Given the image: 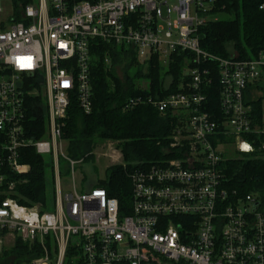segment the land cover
<instances>
[{
    "label": "built area",
    "instance_id": "1",
    "mask_svg": "<svg viewBox=\"0 0 264 264\" xmlns=\"http://www.w3.org/2000/svg\"><path fill=\"white\" fill-rule=\"evenodd\" d=\"M8 1V15L0 1V262L25 248L40 254L19 264H264V200L229 191L221 174L223 146L238 155L264 150V142L254 145L264 136V115L254 125L245 101L264 78V52L225 60L201 49L199 29L218 20L217 0ZM96 43L132 49L140 63L157 57L165 67L174 53L188 56L179 93L125 105L151 103L176 126L170 156L128 175L131 207L122 216L103 189L77 193L60 183L59 158L72 172L83 161L65 153L63 131L72 101L84 115L92 112ZM211 87L218 89L215 111ZM36 111L38 130L29 127ZM28 149L47 168L51 213L45 200L20 206L14 199L31 171L22 162ZM108 149L118 154L112 160L121 158Z\"/></svg>",
    "mask_w": 264,
    "mask_h": 264
},
{
    "label": "trees",
    "instance_id": "2",
    "mask_svg": "<svg viewBox=\"0 0 264 264\" xmlns=\"http://www.w3.org/2000/svg\"><path fill=\"white\" fill-rule=\"evenodd\" d=\"M215 11L218 20L199 29L201 49L214 58L225 60L234 55L237 60L252 59L259 52H264V0H217ZM90 56L92 112L84 115L77 102L72 101L63 137L67 141V155L73 161L92 158L97 142L111 141L116 145L122 163L110 166L107 169V181L99 182L95 187L103 189L109 197L117 200L122 216L128 214L131 207L132 191L128 175L136 167H149L170 156L165 154V149L176 126L175 119L167 113H159L151 103L140 104L132 109H125V105L136 97L150 96L152 101H157L179 93V82L188 56L174 53L165 67L158 62L157 57L140 63L132 49L98 43L91 47ZM204 66L212 72L216 68L212 61ZM141 83L146 84L145 90L141 89ZM258 87L250 86L245 93L254 125L261 121L263 97L251 99L250 89ZM260 88L264 90V87ZM217 90L211 87L207 95L213 111L218 105ZM37 116V111L29 115V127L36 130L39 127ZM253 138L256 139L255 136ZM262 142L264 136L255 141L256 149ZM26 152L27 156L22 162L30 166L31 171L26 176L27 182L15 190L17 195L14 199L20 206L43 202L49 184L43 158L30 149ZM239 156V159H228L221 164L224 187L239 196L255 193L264 200V150ZM39 254L37 251L29 255L25 248H16L0 263L19 264Z\"/></svg>",
    "mask_w": 264,
    "mask_h": 264
},
{
    "label": "rangeland",
    "instance_id": "3",
    "mask_svg": "<svg viewBox=\"0 0 264 264\" xmlns=\"http://www.w3.org/2000/svg\"><path fill=\"white\" fill-rule=\"evenodd\" d=\"M1 1V10H3L4 15H8L10 10V2L8 0H0ZM107 63V61H106ZM169 84V80L167 79L166 85ZM259 86L255 89H250L251 99H256L263 97L262 99V114L264 115V90L260 87H264V78L260 80L259 83L256 84ZM255 86V85H254ZM252 86V88H254ZM141 89H146V84L141 83ZM35 92V90H34ZM111 146L112 149L115 150V144L111 141L105 142H97L95 148L92 152V158L90 159H83L82 162L78 163L81 159H77L78 165L75 166L74 171L72 172L71 169L66 165L62 158H59V170L61 172L60 183L63 189H67L71 187L73 184L76 188V192H85L93 186H96L99 182L107 181V169L116 164H121V158L116 160H112L111 155L114 156L118 155L117 153H113L112 150L108 149ZM221 152L223 153V158H227L229 160L239 159V155L234 151V149H230L229 147H222ZM65 153L67 154V150L65 149ZM112 161H115L113 163ZM46 178L49 179V174L46 172ZM52 184H48L46 189V199H45V209L44 211L51 213L53 211V193H52ZM12 251L9 250L8 256ZM13 256V255H12ZM9 258V257H8ZM1 264V263H0Z\"/></svg>",
    "mask_w": 264,
    "mask_h": 264
},
{
    "label": "water",
    "instance_id": "4",
    "mask_svg": "<svg viewBox=\"0 0 264 264\" xmlns=\"http://www.w3.org/2000/svg\"><path fill=\"white\" fill-rule=\"evenodd\" d=\"M41 82V80H39V83Z\"/></svg>",
    "mask_w": 264,
    "mask_h": 264
},
{
    "label": "crops",
    "instance_id": "5",
    "mask_svg": "<svg viewBox=\"0 0 264 264\" xmlns=\"http://www.w3.org/2000/svg\"><path fill=\"white\" fill-rule=\"evenodd\" d=\"M262 80V79H261ZM252 95V94H251Z\"/></svg>",
    "mask_w": 264,
    "mask_h": 264
}]
</instances>
